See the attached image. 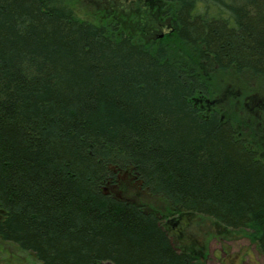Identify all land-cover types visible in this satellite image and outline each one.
<instances>
[{
	"label": "trees",
	"instance_id": "1",
	"mask_svg": "<svg viewBox=\"0 0 264 264\" xmlns=\"http://www.w3.org/2000/svg\"><path fill=\"white\" fill-rule=\"evenodd\" d=\"M170 1L156 44L71 0H0V240L41 264H200L110 191L122 171L264 257V126L233 93L264 97V0Z\"/></svg>",
	"mask_w": 264,
	"mask_h": 264
},
{
	"label": "rangeland",
	"instance_id": "2",
	"mask_svg": "<svg viewBox=\"0 0 264 264\" xmlns=\"http://www.w3.org/2000/svg\"><path fill=\"white\" fill-rule=\"evenodd\" d=\"M71 3L84 20L101 24L119 19L136 39L156 44L170 32L171 21L167 14L176 6L170 0H71ZM215 89L220 91L216 107L225 106L223 110H227L228 114L232 85L217 82ZM233 93L242 113L249 120L255 119L257 126H264V97L247 94L237 88ZM127 175L119 172L116 185L110 191L121 199L145 205L161 216L178 247L201 254L200 264H264V257L243 232L229 229L215 219L200 214L187 213L172 219L171 205L164 198L153 195L136 177ZM169 220H173L172 223ZM0 264L41 263L32 253L0 240Z\"/></svg>",
	"mask_w": 264,
	"mask_h": 264
},
{
	"label": "flooded vegetation",
	"instance_id": "3",
	"mask_svg": "<svg viewBox=\"0 0 264 264\" xmlns=\"http://www.w3.org/2000/svg\"><path fill=\"white\" fill-rule=\"evenodd\" d=\"M126 174H128V173H126ZM127 176L130 177V174H128Z\"/></svg>",
	"mask_w": 264,
	"mask_h": 264
}]
</instances>
